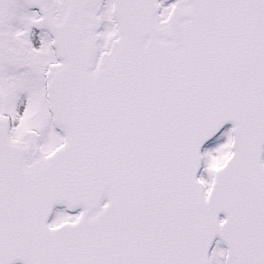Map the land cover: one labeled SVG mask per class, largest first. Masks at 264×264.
Returning <instances> with one entry per match:
<instances>
[{"label": "snow or ice", "instance_id": "1", "mask_svg": "<svg viewBox=\"0 0 264 264\" xmlns=\"http://www.w3.org/2000/svg\"><path fill=\"white\" fill-rule=\"evenodd\" d=\"M0 264H264V0H0Z\"/></svg>", "mask_w": 264, "mask_h": 264}]
</instances>
